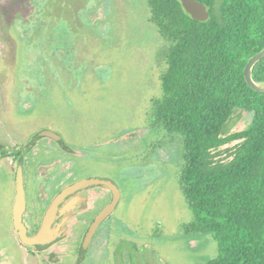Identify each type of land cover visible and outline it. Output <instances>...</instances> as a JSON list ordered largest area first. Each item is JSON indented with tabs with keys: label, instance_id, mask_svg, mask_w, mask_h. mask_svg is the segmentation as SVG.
<instances>
[{
	"label": "rangeland",
	"instance_id": "1",
	"mask_svg": "<svg viewBox=\"0 0 264 264\" xmlns=\"http://www.w3.org/2000/svg\"><path fill=\"white\" fill-rule=\"evenodd\" d=\"M48 6V17L56 20L49 29L17 28L5 12L6 3L0 5V103L7 116L19 113L15 107L21 77L26 87L34 68H42L33 64L34 51L53 41L47 70L30 84L39 86L42 96L23 102L22 110L28 109L21 115L25 124L46 123L72 145L96 148L92 161L77 164V176H113L122 190L115 214L120 232L160 236L159 244L151 246L157 257L141 251L139 264H207L215 259L218 247L212 236L190 229L194 218L181 189V139L153 125V102L163 95L160 73L167 44L150 22L147 1L48 0ZM99 6L106 16L102 14L100 23L88 21L87 13ZM26 95L24 90L22 97ZM251 123V114L237 110L223 135ZM42 127L36 124L23 134ZM13 128L9 124V132ZM30 176L25 173L33 198L36 185ZM45 182L41 177L40 183ZM93 264L122 262L107 258Z\"/></svg>",
	"mask_w": 264,
	"mask_h": 264
},
{
	"label": "trees",
	"instance_id": "2",
	"mask_svg": "<svg viewBox=\"0 0 264 264\" xmlns=\"http://www.w3.org/2000/svg\"><path fill=\"white\" fill-rule=\"evenodd\" d=\"M150 22L166 42L162 98L153 125L184 146L183 197L190 229L216 241L207 264H264V93L244 70L264 49V0H197L210 18L193 20L179 0H146ZM264 82V59L253 72ZM251 125L223 135L235 111Z\"/></svg>",
	"mask_w": 264,
	"mask_h": 264
},
{
	"label": "flooded vegetation",
	"instance_id": "3",
	"mask_svg": "<svg viewBox=\"0 0 264 264\" xmlns=\"http://www.w3.org/2000/svg\"><path fill=\"white\" fill-rule=\"evenodd\" d=\"M4 3H6L5 12L12 18L9 21L17 28L54 27L56 20L48 17V0L0 1V5ZM102 14L106 16L99 6L95 13H87L88 21L100 23L103 20ZM20 22L22 23L18 24ZM0 23H3V20ZM53 46V41H50L48 46L40 45V50L34 51L33 64L42 65V68H38V72L34 68L33 80L27 76L30 79L28 78L29 82L26 83L29 85L26 84V87L21 77L22 88L16 94L15 108L16 112H19L17 117L9 119L6 107L2 102L0 103V264H93L104 262L107 258L120 259L122 264H139L138 257L142 256L143 252L153 253L157 257L156 250L151 248L160 241V236L155 235V232H120L119 221L115 218L119 204L100 224L85 246V239L92 224L113 200L112 193L101 188L89 193L85 209L69 221L63 239L45 246H29L21 241L16 228L15 215L19 172L22 174L25 193L21 218L29 237L40 231L44 216L57 195L76 182L94 177L110 179L117 185L122 198L120 185L113 176L99 174H86L81 178L77 176V164L92 161L91 155L96 148L74 146L46 123L25 124L21 116L22 112L28 110H22L23 102L42 96L38 90L39 86L30 84L31 81L36 83L37 78L47 70L45 66H48L47 62L52 56ZM29 51L26 49V53ZM24 90L27 92L25 98L22 97ZM30 105L27 102V106ZM8 122L14 127L15 132H9ZM36 124H41L43 127L36 132L23 134L24 130ZM169 134L173 135V133ZM25 139L27 140L24 143ZM25 173H31L32 182L36 185L33 198L29 196ZM41 177L46 180L44 184L40 183Z\"/></svg>",
	"mask_w": 264,
	"mask_h": 264
},
{
	"label": "water",
	"instance_id": "4",
	"mask_svg": "<svg viewBox=\"0 0 264 264\" xmlns=\"http://www.w3.org/2000/svg\"><path fill=\"white\" fill-rule=\"evenodd\" d=\"M185 12L195 21L205 22L210 18V13L203 3L197 0H179ZM264 59V49L253 56L244 70V76L249 87L258 93H264V82H256L253 78L255 66ZM51 137L54 138L52 134ZM57 139V137H56ZM18 193L15 205L16 228L21 241L29 246H45L63 239L66 236L68 223L79 212L85 209L89 193L97 188L110 191L113 200L97 217L92 224L85 239V246L90 242L96 229L105 221L116 209L120 202L121 194L115 182L107 178L94 177L76 182L64 189L53 201L47 210L40 231L32 236H27L24 225L22 224V211L25 205V193L22 183V174L17 177Z\"/></svg>",
	"mask_w": 264,
	"mask_h": 264
}]
</instances>
